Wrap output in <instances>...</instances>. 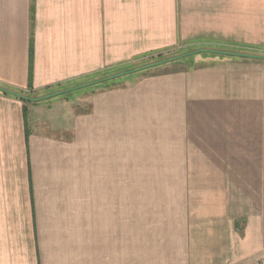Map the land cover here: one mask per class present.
<instances>
[{"label":"crops","instance_id":"0c3cea01","mask_svg":"<svg viewBox=\"0 0 264 264\" xmlns=\"http://www.w3.org/2000/svg\"><path fill=\"white\" fill-rule=\"evenodd\" d=\"M30 36L54 94L195 55L51 100L0 90V264L264 254V0H0V86L27 90Z\"/></svg>","mask_w":264,"mask_h":264},{"label":"trees","instance_id":"16d2710c","mask_svg":"<svg viewBox=\"0 0 264 264\" xmlns=\"http://www.w3.org/2000/svg\"><path fill=\"white\" fill-rule=\"evenodd\" d=\"M179 50V52L177 54H182L183 52H185L186 50H181V49H177ZM166 52H169V51H166ZM181 52V53H180ZM162 52H160L159 54H161ZM195 53V52H193ZM188 55H184V56H181L179 58L181 59H186ZM32 57H33V46H32V36H30V39H29V73H28V87H27V90L26 91H23V90H17V89H14V88H9V87H5V86H0V90L3 91V92H6V93H11L13 95H17L19 96L20 98H22L23 100H27L28 103H31V102H34L37 100V97L39 96H42V95H49L53 92V88L50 87V86H46L42 91H37L35 89L32 88L31 86V69H32ZM175 60V58H174ZM168 61H171V60H168ZM125 64H118V65H115V66H109V67H106L104 68L103 70L97 72L95 75H93L92 77H89L90 79H88L85 84H82L81 86L79 87H84V86H88V85H93V84H98V83H101V82H104V83H107V84H110L108 83L107 81H113L112 79L108 78L106 80H102V81H97L95 79H98V78H104L106 76H110L112 74H115L117 72H120V71H123V70H127V69H130L132 66H129L128 67L125 65ZM124 68H123V67ZM122 67V68H120ZM114 79H117V78H114ZM95 80V81H94ZM92 81V82H91ZM60 84H58L57 86H59ZM78 87V88H79ZM72 89H77V88H72ZM72 89L70 90H66V91H63V92H60V93H56L54 94L53 96H57V95H60V94H63L65 92H68V91H71ZM53 96H47L48 97H53Z\"/></svg>","mask_w":264,"mask_h":264},{"label":"rangeland","instance_id":"374dc122","mask_svg":"<svg viewBox=\"0 0 264 264\" xmlns=\"http://www.w3.org/2000/svg\"><path fill=\"white\" fill-rule=\"evenodd\" d=\"M184 51V50H183ZM179 52V50H170L169 52H166V51H164V52H162L161 54H159V53H156V54H153L152 56H151V58H147V59H145L144 61H141V62H137V61H134V62H131L129 65H132V67L130 68V69H137V68H139L140 67V70L138 69V70H136L135 72H141V71H144V70H147V71H145L146 73H152V72H159V71H161V70H164L163 68H165V69H167V68H175L177 65H181V64H184L183 63V61L181 62L180 60H187V59H181V58H175V60L174 59H172L171 61H165V62H163V63H160V64H157V65H153V66H148V67H146V68H142L143 66H147V65H149V64H151V63H154V62H158V61H160V60H166V59H169V58H171V57H175V56H177V55H181V54H177ZM193 51H189V50H187V51H185V52H183V53H190V54H188V56L187 57H190L191 59H193L194 58V53H192ZM181 53V52H180ZM182 53V54H183ZM127 67H128V65L126 64V63H124ZM124 65V66H125ZM123 67V66H122ZM122 67H120V68H122ZM124 68V67H123ZM150 68H153L152 70H149ZM161 68V69H160ZM177 68V67H176ZM130 69H127V70H130ZM123 71H126V70H123ZM123 71H120V72H123ZM134 72V73H135ZM119 73V72H118ZM134 73H129V74H127L126 75V77L127 78H129L131 75H133ZM113 75V74H112ZM125 77V78H126ZM117 79H119V78H124V76L122 75V76H119V77H116ZM101 79H103V78H98V79H95V80H99V81H102ZM108 79V78H107ZM110 79H112L113 81H111V82H114L116 79H114V78H110ZM94 80V81H95ZM104 80H106V79H104ZM92 82V81H91ZM108 83H111L110 81H107ZM104 83V82H103ZM102 84V83H101ZM78 85H82V84H77V86ZM94 86V84L93 85H88V86H84V87H77V89H72L71 91H69V93L71 94V93H77V92H79V91H83V90H86V89H89L90 87H93ZM115 86H116V84H115ZM75 87V86H74ZM73 87V88H74ZM69 93H67V94H69ZM52 98H55V97H48V98H46V99H41L40 101H45V100H51Z\"/></svg>","mask_w":264,"mask_h":264},{"label":"water","instance_id":"95a60500","mask_svg":"<svg viewBox=\"0 0 264 264\" xmlns=\"http://www.w3.org/2000/svg\"><path fill=\"white\" fill-rule=\"evenodd\" d=\"M188 54H190V53H183V54H181V55H177V56H175V57H171V58L166 59V60H160V61H158V62L151 63V64H149V65H147V66H143L142 68H146V67H148V66L150 67V66H153V65H157V64L163 63V62H165V61L172 60V59H174V58H178V57H181V56H184V55H188ZM138 69H140V67L137 68V69H130V70H126V71L119 72V73L117 72V73H115V74H113V75L106 76V77H104V78L101 79V80H104V79H107V78H116V77L122 76V75H124V74L129 73V72H133V71L138 70ZM98 81H99V80H98ZM79 86H81V85L75 86L74 88H77V87H79ZM72 88H73V87L68 88V89H65V90H70V89H72ZM63 91H64V90H63ZM53 94H54V93L49 94V95H46L45 97L50 96V95H53ZM37 99H39V98H37Z\"/></svg>","mask_w":264,"mask_h":264},{"label":"built area","instance_id":"2783aa9c","mask_svg":"<svg viewBox=\"0 0 264 264\" xmlns=\"http://www.w3.org/2000/svg\"><path fill=\"white\" fill-rule=\"evenodd\" d=\"M240 264H264V254L254 258L250 262H244V263H240Z\"/></svg>","mask_w":264,"mask_h":264}]
</instances>
